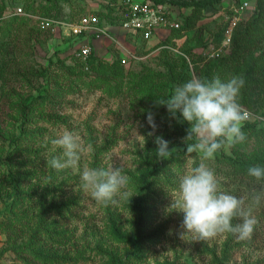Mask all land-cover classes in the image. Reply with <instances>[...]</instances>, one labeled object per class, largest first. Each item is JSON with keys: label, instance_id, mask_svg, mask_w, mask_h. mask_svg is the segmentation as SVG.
<instances>
[{"label": "rangeland", "instance_id": "1", "mask_svg": "<svg viewBox=\"0 0 264 264\" xmlns=\"http://www.w3.org/2000/svg\"><path fill=\"white\" fill-rule=\"evenodd\" d=\"M184 1L187 6L182 8L188 17L190 2L195 0ZM196 1L209 5H204L187 33L182 32V40L172 39L173 45L165 46L167 54H161L159 48L146 55L157 46L151 47L152 41L139 44L135 49L139 59L118 48L124 32L116 26L117 14L100 18L109 37L93 38V53L104 63L118 61L122 78L104 82L91 75L80 82L63 67L71 65L69 56L75 45L71 38H57L24 16L7 19V13L13 16L12 10L19 7L42 19L73 22L85 13L87 4L77 0H0V6L5 4L0 18V66L5 64L15 75L7 82L0 79V95L2 91L9 95V102L23 99L34 103L39 95L58 91L52 102L47 99L36 105L22 125L14 110L6 106L7 97L2 96L0 264H264V199L259 204L252 202L253 195L264 192V180L233 172L234 162L253 161L264 167V133L242 127L243 142L226 145L213 159L203 160L200 152H186V144L196 141H185L190 125L180 113L173 118L164 106L156 104L192 78L243 79L240 68L209 73L207 78L204 73L209 62L195 49L203 40L212 43L231 9L246 3L238 12L240 30L251 22L258 29L264 26L259 21L264 16L256 9L257 0ZM188 37V44H194L190 55L181 50ZM260 43L251 53L253 57L261 54L264 38ZM229 53L231 47L223 56ZM262 57L258 67L263 71ZM8 75L5 72L6 79ZM249 80L244 81L237 102L251 113L249 121H254L253 115L264 116V72L259 80ZM67 85L72 89L68 93ZM149 112L157 126L154 132L147 123ZM64 130L75 132L85 146H92L91 152L81 154L79 170L57 171L48 164L52 157L63 154L51 141ZM23 133L26 137L21 139ZM157 137L168 141L169 150L177 151L169 158L158 157ZM200 163L214 171L220 191L246 198V207H251L257 220L250 238L225 232L205 240L184 231L183 213L170 205L179 199L182 176ZM85 167L121 168L129 178L128 196L117 195L115 203L107 205L97 202L80 179ZM145 171H151L144 178L149 187L138 190L142 184L137 180ZM49 207L58 211L52 210L49 216L41 213ZM38 217L48 226L38 224ZM239 222V217L232 221ZM114 231L126 240H118Z\"/></svg>", "mask_w": 264, "mask_h": 264}, {"label": "clouds", "instance_id": "2", "mask_svg": "<svg viewBox=\"0 0 264 264\" xmlns=\"http://www.w3.org/2000/svg\"><path fill=\"white\" fill-rule=\"evenodd\" d=\"M243 86L244 80L240 77H232L227 82L219 77L210 81L192 78L177 86L170 97L156 100V104L164 106L173 118L179 112L183 121L190 125L185 141L195 139L196 142L186 144V152H200L203 160H211L226 145L232 146L246 139L242 127L248 114L237 102ZM147 123L154 132L157 126L151 112ZM51 143L63 150L61 157H52L48 161L57 171L79 170L81 154L92 150L90 144L85 146L79 135L69 130H64ZM155 143L158 145V157L169 158L177 151L174 148L169 150L168 141L162 137H157ZM247 173L257 181L264 180V167H249ZM80 179L91 197L104 205L115 203L117 195L128 196L125 189L129 178L121 168L85 167L80 172ZM178 192L179 199L170 207L179 208L183 213L184 231L205 240L225 232L240 239L250 238L257 220L251 207H246V198L220 191L214 171L206 164L191 167L180 179ZM261 199H264V192L252 196L254 204H259ZM235 217H239L241 222L233 224Z\"/></svg>", "mask_w": 264, "mask_h": 264}, {"label": "trees", "instance_id": "3", "mask_svg": "<svg viewBox=\"0 0 264 264\" xmlns=\"http://www.w3.org/2000/svg\"><path fill=\"white\" fill-rule=\"evenodd\" d=\"M48 1V0H47ZM79 1V0H77ZM109 1V5L107 6H102L101 10L99 12H97V16L102 19H106L109 16V13L111 12H115L117 14V8L115 6L116 2L118 0H108ZM154 4L157 5H162V4H169L171 5L173 8H175L176 10L179 9H183L182 7L187 6L186 1L184 0H148ZM209 5V3H205L202 2L200 5L199 3L195 0V2H190V6H191V13L188 17L184 16L181 18L180 21V26L178 29H173L170 30L166 33V35H164V37H162L161 40H159L156 43V46L160 47V51L161 54H167L168 50L165 49V46H169V45H173L172 43V39H179L182 37V35L184 33H182L183 31L185 33H187V30H189V28L191 26L194 25V22L196 19L199 18V14L200 11L203 9L204 5ZM4 3L1 4L0 6V18L3 17V13H4ZM111 5V6H110ZM256 9L259 12L260 17L264 16V1L262 0H257L255 3ZM14 10V9H13ZM12 10V11H13ZM28 10V9H27ZM103 11L105 13H103ZM26 13V12H24ZM7 19H11V18H17L16 16H10V13H7ZM27 14H32V13H27ZM106 17V18H105ZM101 20V19H100ZM110 24L114 25V20L113 18H111L110 20ZM114 21V22H113ZM261 23L263 21L264 24V18H262V20H259ZM257 22V21H255ZM259 23V22H257ZM35 24V23H34ZM116 24H118V16L116 19ZM36 25V24H35ZM254 26V27H252ZM37 28H39L36 25ZM223 28V27H222ZM222 28H220L218 30V33L213 37L212 43L211 44H218L221 35H222ZM263 27H261V29H258L255 27V24L253 22H251L247 27H245L243 30L239 29V24L235 27V29L233 30L232 36H231V53H229V55H225L223 57H218L212 60H209L208 64L209 66H207L205 68V73L204 75L208 77H210L211 74H213L214 72L217 71H222V70H229V72H231L232 70H236L240 68L241 73L244 74L243 80L244 81H252V80H259V78L261 77L262 73L264 72V70L262 71V68L259 69V63L258 62H262V55H264V47L262 46V51L261 54L258 57H253V55L251 54L253 52V50H258L259 46H260V42L261 39L264 38V31H263ZM57 37V36H56ZM58 38V37H57ZM257 39V40H254ZM189 41V37L185 38V40L183 41V44L181 46V50L182 52L190 55V52L192 51L191 49L193 48L194 44H188ZM196 50L197 53L199 55V51H201L203 48H205L207 46V43L203 40L200 43L196 44ZM167 48V47H166ZM73 51V50H72ZM4 53V52H3ZM73 53V52H72ZM69 56L71 59V65H65L63 67H65V70L70 74V75H74V78L79 80L80 82L81 79L83 77H90L91 75L93 76L94 80L98 79L99 77H102V81L107 82V80L109 78H113L115 80H120L122 78V74H123V70L121 68V66L119 65V62L114 60L111 63H104L102 62L100 59H98L96 57V55L93 53V49L91 54L89 55L87 61V71H83V66L81 65L80 61L73 58V55ZM181 59V58H180ZM6 62H3V64ZM237 67L234 69L233 67L235 66V64H237ZM63 65V63H62ZM3 68V75H1V71ZM8 68L7 66L4 64L3 66H0V79L7 82L10 80H14L15 75L13 73L10 74L11 71H7ZM261 70V71H260ZM5 72H7V74H9L7 76V79L5 78ZM210 73V75H209ZM12 77V78H10ZM100 80V79H98ZM101 81V80H100ZM56 85V83H55ZM68 90H65V92H70L71 86L67 85ZM58 94V91H53L52 93H49L48 91L45 92V94H43L42 96H38L37 98H39V100H36L34 103H29L27 102V100H23V99H18L16 101H12L8 100L9 95H6L5 92L2 91L1 95H0V115L2 113V102H4L2 100V96H6L8 102H6V106H9V109L12 108V110H14L15 115L19 116L20 118V122L21 125L24 124L26 122V118L28 114H30V112H34L36 110H34V108H36V105H42L43 103H45L48 99V102H52L53 100L56 99ZM5 115V114H3ZM261 115H264L261 113ZM5 116H8L7 113ZM3 117V116H2ZM2 117H0V121L2 120ZM259 123H257L256 121H244L243 123V128L244 129H255L259 132L264 133V125H258ZM25 126V125H23ZM26 137V135L23 133L22 134V138L24 139ZM28 139V138H26ZM25 139V140H26ZM24 142V141H23ZM228 163L232 164V162L230 160L227 161ZM253 162V161H252ZM252 162H248L246 164H241V163H236L234 162L233 164H235L234 173H238V174H244L245 176H248L247 170L249 169V167L252 166H256L258 164H256V162L252 163ZM151 173V171H145L144 173H141L139 175L138 178V182H140L142 185L138 188V190H145L148 189L149 184L147 183L144 178L146 176H148ZM15 203V201H14ZM52 210H55L56 212L58 211L57 208H47L46 210H44L43 214H48L51 213ZM48 212V213H47ZM44 219L42 217H38V224H43ZM43 226H48L46 224H43ZM45 233H50L49 231H45ZM114 233L116 234V238L120 241H124L126 240L125 238L119 236L115 231ZM133 244L135 245V242L137 241V236L136 234L133 237ZM128 242H130L128 240Z\"/></svg>", "mask_w": 264, "mask_h": 264}, {"label": "built area", "instance_id": "4", "mask_svg": "<svg viewBox=\"0 0 264 264\" xmlns=\"http://www.w3.org/2000/svg\"><path fill=\"white\" fill-rule=\"evenodd\" d=\"M79 1L87 4L86 11L73 22L42 19L22 12L19 7L15 8L12 14L36 21L40 28L49 30L53 35L61 38H71L75 43L72 51L73 58L80 61L83 71H87L86 60L92 52L90 42L93 38L97 39L107 35V30L100 25L101 21L96 13L101 10L102 6L109 5V1ZM115 6L118 16V24L116 26L124 32L122 36L123 45L126 46L127 43L129 46L128 50L122 45H119L118 48H121L132 59H139L135 54V49L139 44L147 43L157 32H168L178 29L181 18L186 16L184 9L176 10L169 4L157 5L148 0H118ZM245 6L246 3H242L238 8L231 9L230 13L225 17V24L223 25L222 35L218 44L214 45L208 42L207 46L199 51V55L204 61L222 57L223 53L229 50L233 30L239 20L238 12ZM157 50L147 52L146 55ZM140 58L144 59L143 57ZM242 111L248 114V119L245 121H249L251 113L246 109H242ZM252 120L262 126L264 125V116L253 115Z\"/></svg>", "mask_w": 264, "mask_h": 264}, {"label": "crops", "instance_id": "5", "mask_svg": "<svg viewBox=\"0 0 264 264\" xmlns=\"http://www.w3.org/2000/svg\"><path fill=\"white\" fill-rule=\"evenodd\" d=\"M32 15V14H31ZM109 28H110V26H109ZM166 31L165 32H157L154 36H152L151 37V39L150 40H148L147 41V43H149V42H153L154 44L151 46V47H155L156 46V43L159 41V40H161L162 39V37H164V35H166ZM55 36V35H54ZM56 37V36H55ZM58 38H61L60 36H57ZM106 37H109V35L107 34L106 35ZM64 39H68V38H64ZM98 39V38H97ZM111 39V38H110ZM180 39V38H179ZM95 40V39H94ZM180 40H182V39H180ZM92 42V41H91ZM143 45V44H142ZM122 46L123 47H125L126 49L127 48H129V46H128V44L126 43V46H124L123 45V43H122ZM160 47H156L155 49H159ZM92 49H93V45H92ZM154 49V50H155ZM128 50V49H127ZM150 51H153L152 49L151 50H149L148 52H150Z\"/></svg>", "mask_w": 264, "mask_h": 264}]
</instances>
